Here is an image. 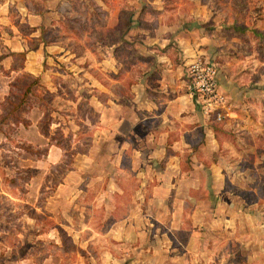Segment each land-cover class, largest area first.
I'll use <instances>...</instances> for the list:
<instances>
[{"label": "crops", "instance_id": "0c3cea01", "mask_svg": "<svg viewBox=\"0 0 264 264\" xmlns=\"http://www.w3.org/2000/svg\"><path fill=\"white\" fill-rule=\"evenodd\" d=\"M125 10L131 26L122 38L93 35L114 28ZM251 11L203 0H0V23L13 20L20 34L0 67L21 59L15 74L39 79L29 110L43 109L47 92L53 110L70 109L63 139L91 142L68 149L56 136L60 122L48 135L39 128L48 166L73 149L81 163L51 184L46 201L38 184L34 248L4 253L0 264H214L251 238L262 243L252 231L264 235V216L249 209L247 194L264 204V0ZM198 57L216 63L229 106L222 122L188 92ZM9 73L0 70V82Z\"/></svg>", "mask_w": 264, "mask_h": 264}, {"label": "rangeland", "instance_id": "374dc122", "mask_svg": "<svg viewBox=\"0 0 264 264\" xmlns=\"http://www.w3.org/2000/svg\"><path fill=\"white\" fill-rule=\"evenodd\" d=\"M203 1L219 6L223 11H227V8L232 6L237 12L241 10H252V14L257 12L258 9L262 7L263 3V0ZM244 13L245 12L242 14ZM237 15L239 16V14ZM15 25L16 24L13 20H11L10 23L8 21H6L5 24L0 23V54L6 53L9 50V43L15 42V39L20 35L15 31ZM20 28L23 29L25 33L29 32V29L27 28H22V26ZM51 34L48 32L47 36H50ZM26 42H28L26 43L28 47H33L32 45L35 42V38H33V40L31 38V40L29 39ZM22 64V60L18 58L13 61H8L5 65H1L0 67L3 74L5 72L9 73V71H14V73H11L12 75L9 73L11 77H2V82H0V114L7 113L10 110L11 102H15L18 98V90L24 82L31 78L29 72H24L18 75L15 74ZM57 64H59V66ZM37 67H39V65H37ZM48 67V64L44 63L42 68L45 69ZM50 67L58 68L60 70L65 69V66L62 65V63L57 62ZM63 79L64 78L62 77L60 78V80ZM8 80L12 81L13 86L11 87V91L7 98L5 97L3 99V87ZM65 84L67 85L69 82H60V86L64 90L65 88L63 85ZM42 92L44 91L40 90V93ZM43 97L45 102L43 109L31 112L29 108H23L16 112V114L13 115L14 117L9 118L7 123L1 126L0 130V255L8 253V256H12V258L16 255H21L27 252L30 253L32 252V248H34L32 242L35 238L33 233L36 227L33 225V218L37 216L38 213L35 211L36 205H33V203H35L34 198L37 194L38 184L44 186L40 189L39 196L42 198V201H46L50 192L49 187L51 184L61 180L66 169L75 168V166L77 167L78 164L81 163L79 162L80 156H75V152L73 151L75 149H73L66 151L67 155H65L60 162L48 166V162L45 158L46 140L37 135L39 128L41 132L48 135V128L51 126V123L60 122V133H56V136L62 137V144L67 146L68 149L77 148L79 144H83L84 146L91 144L88 140L77 142L70 138L63 139L62 131L67 130V126L65 125H68V128L70 127L69 122H67L68 119L63 113L67 112L70 114V109L60 110L54 108L55 110H53L52 107L48 106V102L50 103L52 99L50 94L44 92ZM61 99L60 107L62 106ZM35 102H37V100L33 99V96H30L29 106L35 104ZM47 106L48 108H46ZM44 110L45 115L40 117V112ZM53 111H56L57 113H54ZM32 120L38 122L36 125L37 129L29 126L31 125ZM48 122L51 123L48 124ZM54 128L55 127L52 124V128L49 130L53 132ZM37 157H40V159H36ZM258 173V179L262 180V177H264V170L260 169ZM247 196L249 209L254 210V208H257V210L262 211L261 214L264 216V204L260 205L258 203L257 206L253 205L258 202L255 192L249 190ZM41 211L42 210L38 211L39 214ZM43 212L45 215L41 213V216L43 215V218L47 219V209ZM44 223H47V221ZM250 229H252L251 225H249V230ZM252 234L253 236L256 234L259 239L262 238V243L257 242L256 237V241L251 238L249 240L251 241V244H249L248 241V249H241L237 253L233 250L232 252L224 251L218 255L216 254L214 264H264V235L260 232L256 233V231H252ZM66 245H70L69 241H67ZM35 249L37 253L39 252V256H43L45 248L36 245Z\"/></svg>", "mask_w": 264, "mask_h": 264}, {"label": "built area", "instance_id": "2783aa9c", "mask_svg": "<svg viewBox=\"0 0 264 264\" xmlns=\"http://www.w3.org/2000/svg\"><path fill=\"white\" fill-rule=\"evenodd\" d=\"M217 74L215 62L198 57L188 66L187 89L204 116L222 122L229 116V106L218 87Z\"/></svg>", "mask_w": 264, "mask_h": 264}, {"label": "trees", "instance_id": "16d2710c", "mask_svg": "<svg viewBox=\"0 0 264 264\" xmlns=\"http://www.w3.org/2000/svg\"><path fill=\"white\" fill-rule=\"evenodd\" d=\"M131 11H121L119 15V21L117 25L114 28L111 29H100L98 31H93V35L95 37H98L101 41L106 40H113V39H120L122 38L123 34L127 32L129 27L131 26ZM44 32V30H42ZM260 37L263 39L264 43V33L258 32ZM93 44V43H92ZM91 44V45H92ZM9 55L13 56H24L23 52H10ZM9 85L12 87L13 83L10 82ZM39 85V79L37 77L30 78L26 82H24L21 86V88L17 92V100L15 102H11V108L7 113H1L0 114V130L1 126L7 123L9 118L14 117L13 115L16 114L19 110H22L23 108H28L29 106V98L31 95L34 94L37 86ZM11 91V90H10ZM9 91V93H10ZM7 98V97H6Z\"/></svg>", "mask_w": 264, "mask_h": 264}]
</instances>
